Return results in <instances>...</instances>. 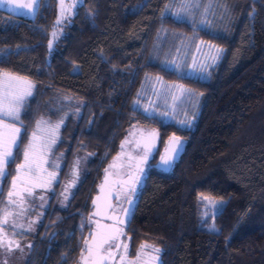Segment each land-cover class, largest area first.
I'll list each match as a JSON object with an SVG mask.
<instances>
[{
    "label": "trees",
    "instance_id": "obj_1",
    "mask_svg": "<svg viewBox=\"0 0 264 264\" xmlns=\"http://www.w3.org/2000/svg\"><path fill=\"white\" fill-rule=\"evenodd\" d=\"M167 1L82 0L51 49L47 40L57 0H39L33 16L0 10V70L34 84L20 114L16 162L51 95L82 101L77 118L67 116L59 130L58 180L22 264H73L89 227L90 199L133 124L156 133L152 161L173 135L182 148L166 169L147 167L125 228L131 243L159 247V264H264V0H220L227 22L213 33L174 19L165 12ZM162 27L224 49L206 80L179 76L149 59ZM144 73L199 92L191 128L130 107ZM80 150L89 157L58 206L59 186ZM15 165L8 168L12 175ZM10 178L0 183V202ZM203 198L222 202V214L211 212ZM213 224L218 232L208 230Z\"/></svg>",
    "mask_w": 264,
    "mask_h": 264
},
{
    "label": "rangeland",
    "instance_id": "obj_2",
    "mask_svg": "<svg viewBox=\"0 0 264 264\" xmlns=\"http://www.w3.org/2000/svg\"><path fill=\"white\" fill-rule=\"evenodd\" d=\"M199 3L201 5L199 8L190 9L192 15L182 13L180 16H176L175 13L180 11V4L178 0H168L167 4H172V7L165 12L169 13L176 20L184 21L192 28H203L211 33L216 31L220 32L221 27L227 22L228 12L225 10L226 3L220 0H199ZM73 4H75V0H64L66 11L62 14L60 0H57V14L54 25L48 35V47L49 41L53 44L61 34L63 25L69 21L75 7L68 8V6ZM205 8H207V12H205ZM58 18L62 20V23L56 24ZM53 32H56L55 37L52 35ZM210 46L218 47L210 42L197 38L194 34H185L174 30H167L165 27H162L155 36L149 53V59L158 61L162 66L174 71L179 76L206 80L222 55L221 53L219 58L213 62L211 57L215 54V47ZM29 98L30 97L25 100L21 112L25 109ZM136 101H139V103H136ZM81 105L82 101L72 96L57 92L51 95L46 100L44 109L34 121L32 129L27 136V140L21 149V159L19 162H21L23 158L22 150L24 146L32 139V133L36 130L37 121L41 120V118H43L44 121H48V125H42V127H46L54 126L62 118L64 122L67 116H71L75 119L79 115ZM129 105L131 108L140 111L146 116L153 117L160 122L171 123L180 128H191L199 109L200 94L198 91L186 87L179 82L165 81L158 76L144 73L140 78ZM145 109H147V111H145ZM181 121H190V123H181ZM20 124V122H17L16 126L20 127ZM62 125L63 123L61 126ZM59 130L57 133V141L55 145L52 146L51 153L48 157L50 162L54 161L59 165L58 169H56V180L51 185L50 189H34V197L27 198L25 194L23 203V208L26 209L25 211L21 212V208L16 205H12L8 208V211L11 212L12 215L7 217L8 223L3 225V230L0 232V240H2V243H0V264H22L28 253L32 243V235L46 208L49 196L55 190L54 184L58 180V170L63 159V152L55 148L59 140ZM147 132H152L156 135L151 127L137 124L128 127L120 141L118 151L104 167V171L107 169L109 175L118 176L121 174L122 168H132L135 159L145 154L144 149L135 145L136 138ZM166 141H164L163 144H165ZM122 142L124 144L123 148L121 147ZM88 157L89 154L83 150L75 153L67 170L66 177L61 182L57 192L58 206H63L65 204L66 200L64 199V195L70 196L73 188L81 177L85 161ZM77 161L79 162L78 165L76 163ZM15 167L13 175H15ZM52 170L53 169L49 167V171ZM74 173H78V178L74 176ZM74 179L76 182L75 185L72 186L71 182ZM11 180L12 176L0 202V209H4L7 205V194L11 187ZM66 188L68 189L67 192L65 191ZM17 191H22V186L19 184ZM126 194L122 192L115 196L112 205L113 210L117 209L122 204ZM41 196L44 197V200L40 199ZM117 197L119 199H117ZM14 199L16 198L14 197ZM205 202L207 208L213 212L214 208L216 209V203L220 201L215 202L212 199H206ZM17 213L20 214L17 215ZM3 216V211H0V219H2ZM29 225H31V231L28 230ZM9 241H11L10 244ZM17 245H19V247H17Z\"/></svg>",
    "mask_w": 264,
    "mask_h": 264
},
{
    "label": "snow or ice",
    "instance_id": "obj_3",
    "mask_svg": "<svg viewBox=\"0 0 264 264\" xmlns=\"http://www.w3.org/2000/svg\"><path fill=\"white\" fill-rule=\"evenodd\" d=\"M82 0H75V4L68 6L73 8ZM8 4L13 9H27L29 13L32 12L34 5L37 4V0H0V4ZM180 4V11L175 13L176 16H180L182 13L192 15L190 9L199 8L201 5L199 0H178ZM62 14L66 11L64 6V0H60ZM172 4L165 5V11L170 10ZM227 11V9L225 8ZM207 12V8H205ZM163 15V11H162ZM62 23V20L58 18L56 24ZM53 37L56 36V32L52 33ZM52 47V42L49 41V49ZM215 47V46H210ZM224 49L215 47V54L211 57L215 62ZM75 71V70H74ZM33 82L24 76H20L15 73L0 70V183H2L8 176H12L11 187L8 192V201L3 211L4 216L0 219V232L3 230V225L8 223L7 217L12 215L8 211V208L12 205H16L21 208V212L26 209L23 208L25 200V194L27 198L34 197V189H50L51 185L55 182L59 165L54 161L49 160V154L51 153L52 146L57 141V133L59 127L63 123V118L58 121L54 126L42 127V125H48V121H44L43 118L37 121L36 130L32 133V139L24 146L22 150V161L16 162V154L20 151L19 143L21 140L20 127H17V122L20 121V112L24 106L25 100L33 95ZM139 103V101H136ZM147 111V109H145ZM194 116V114H193ZM22 123V122H21ZM181 123H190V121H181ZM172 146L166 149V154L161 156V162L164 165H171L174 159L179 155L182 148L181 138L173 135L170 138ZM124 144L122 142L121 147ZM150 150V142L145 141V154L140 157V163L147 161V153ZM15 163V175H12L8 171L11 164ZM78 165V161L76 162ZM49 167L53 170L49 171ZM111 167V166H110ZM140 175H135L133 179L134 187L130 189L133 193L138 190L141 183L142 174L144 169L137 165ZM107 172V169L105 170ZM74 176L78 178V173H74ZM75 179L71 182L72 186L75 185ZM18 184L22 186V191H17ZM67 192L68 189L66 188ZM2 194V192H0ZM14 197L16 199H14ZM44 200V197H40ZM64 199H68V195H64ZM99 199V197H97ZM117 199H119L117 197ZM207 199V198H203ZM19 201V203H18ZM95 204L96 201H93ZM130 205L127 209H121L124 212L126 219L115 218L112 224H100L97 221V231L90 233L92 241L85 240L84 248L82 249L81 261L82 264H136L141 259V255L148 256V259L144 261V264H154L159 261V254L161 249L159 247H152V252L155 255L144 253L146 247H151L147 244H142L140 250L136 254L135 260L129 259L128 248L129 245L122 237L126 236L124 231V225L127 222V217L131 213V205L133 201L128 199ZM110 209L111 205L108 206ZM20 213H17V215ZM216 214H222V202L216 204ZM113 219L112 216L107 217ZM204 223H207L205 220ZM29 231L32 230L29 225ZM211 232H218L219 230L215 225H211L208 229ZM2 243V240H0ZM11 241H9V244ZM19 247V245H17ZM84 253H87L85 256Z\"/></svg>",
    "mask_w": 264,
    "mask_h": 264
},
{
    "label": "flooded vegetation",
    "instance_id": "obj_4",
    "mask_svg": "<svg viewBox=\"0 0 264 264\" xmlns=\"http://www.w3.org/2000/svg\"><path fill=\"white\" fill-rule=\"evenodd\" d=\"M26 2H27V0H26ZM38 2H39V0H37V4H38ZM37 4L34 5V8H36V9H37ZM0 5L4 9L5 6H6V3L5 4H0ZM22 10H24V11L21 13V15L19 17H24L25 15L32 16V12L29 13V10H27V9H13V7H11L9 9L10 12H16V13H19ZM135 143H136L135 145L140 146L142 149L145 150V147L139 145L138 140H136ZM163 146H164V144L162 145V147ZM156 148H157V137H156L155 149L150 154L147 153V161L145 163H142V164L140 163V157H142V156H140V157H137L135 159V162H133L132 168H130V169L129 168H122L121 174L119 173L120 175L113 176V175H111V174L109 175L107 173V177L111 179V182H109L108 187H107V189L112 193L111 206L113 205V202L115 200V196L118 193L125 192V194L127 193L125 195L126 197H125L124 201L122 202V204L117 209L113 210L112 208L111 209L109 208L108 212L106 214H103L102 217H99V215H100L99 212H97L99 214L97 216L91 214L90 213L91 208H92V206H91L90 211H89V216H88V225H89V227H88V230L86 231V233L84 235L81 247H80V249L78 251V255L75 258L73 264H82L81 256H82V249L84 248V242H85V240H88L89 242L92 241V237L90 236V233L97 231V223H96L97 221H99L100 224H112V223H114L115 218H117V217L119 219H122V220L126 219L125 218V214H124L123 211H121V209H127V208L130 207V205L128 203V199H131L133 201V203H134V199H135L134 195H135V193L137 191L135 193H133L132 191H130V189L135 186L134 183H133V179L132 178H134L135 175H140V173L138 172V169H137V165L139 164L140 167H142L144 169L142 177L144 176V174L146 172V169H147V167L149 165L161 168L163 170L167 168V165H164L163 163H160L158 165L159 156H160V154L162 152L161 151L162 148L160 149L159 153L156 155V160L152 161V156L155 154ZM141 181H142V178H141ZM140 185H141V183H140ZM133 203L131 205V210H132ZM109 216H112L113 219H108L107 217H109ZM129 219H130V216L127 217V221ZM126 225H127V222L124 225V231H125ZM125 233H126V236L122 237L121 239H123L129 245L128 253H129V259L130 260H135L136 254L140 250V246L142 244H147V245L151 246V247H146L144 249V253H149L151 255H155V253L152 252V247H156L155 245H153V244H151L149 242H145V241H141V242H138L136 244H132L131 241H130L129 234L126 231H125ZM84 255L86 256L87 253H84ZM146 259H148V256H145V255L142 254L141 255V259L139 261H137L136 264H144V261ZM159 263H160V254H159V261L154 262V264H159Z\"/></svg>",
    "mask_w": 264,
    "mask_h": 264
},
{
    "label": "water",
    "instance_id": "obj_5",
    "mask_svg": "<svg viewBox=\"0 0 264 264\" xmlns=\"http://www.w3.org/2000/svg\"><path fill=\"white\" fill-rule=\"evenodd\" d=\"M24 2H26V0H24ZM12 6L6 4L5 8L3 9L0 5V10L4 11L12 16L15 17H19L21 15V13L24 11H20L19 13L16 12H10L9 9ZM3 9V10H2ZM36 12V8L33 9L32 11V16L35 14ZM136 140H138L139 145L145 147V141H149L150 142V150L148 151V153L150 154L151 152H153V150L155 149V145H156V135L152 132H147L144 133L143 135L139 136L138 138H136ZM172 146V142L170 139H168L166 141V143L164 144L163 148H162V152L159 156V161H158V165L161 162V156L166 154V149L170 148ZM169 165H167L168 167ZM109 182H111V179L107 177V172L104 171L102 173V176L100 178V181L97 185V189L96 192L92 195L90 202H91V211L90 213L97 216L99 215L97 212L100 213L99 217H102L103 214H106L109 210V205H111V197H112V193L107 189ZM97 197H99V199H97ZM93 201H96V203L94 204Z\"/></svg>",
    "mask_w": 264,
    "mask_h": 264
}]
</instances>
